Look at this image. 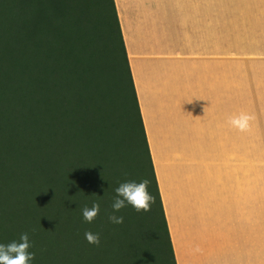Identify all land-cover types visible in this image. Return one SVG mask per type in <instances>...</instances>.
Masks as SVG:
<instances>
[{
    "label": "trees",
    "instance_id": "trees-1",
    "mask_svg": "<svg viewBox=\"0 0 264 264\" xmlns=\"http://www.w3.org/2000/svg\"><path fill=\"white\" fill-rule=\"evenodd\" d=\"M116 156L153 197L121 225ZM24 232L34 264H177L115 0H0V243Z\"/></svg>",
    "mask_w": 264,
    "mask_h": 264
},
{
    "label": "crops",
    "instance_id": "crops-1",
    "mask_svg": "<svg viewBox=\"0 0 264 264\" xmlns=\"http://www.w3.org/2000/svg\"><path fill=\"white\" fill-rule=\"evenodd\" d=\"M115 4L177 264H264V0Z\"/></svg>",
    "mask_w": 264,
    "mask_h": 264
},
{
    "label": "clouds",
    "instance_id": "clouds-1",
    "mask_svg": "<svg viewBox=\"0 0 264 264\" xmlns=\"http://www.w3.org/2000/svg\"><path fill=\"white\" fill-rule=\"evenodd\" d=\"M251 116L241 113L229 119V124L240 131H246L249 127ZM148 181L128 180L120 183L115 189L112 198L111 213L108 215V222L113 225L124 223V216L120 215L122 209L129 206L137 212L148 211L153 201V197L148 191ZM101 206L99 202H93L91 207H83L81 215L86 223H93L99 215ZM84 239L94 246H100L101 238L99 233L86 231ZM33 247L27 232L21 233L18 240H13L7 244L0 243V264H34L35 253L31 251Z\"/></svg>",
    "mask_w": 264,
    "mask_h": 264
},
{
    "label": "rangeland",
    "instance_id": "rangeland-1",
    "mask_svg": "<svg viewBox=\"0 0 264 264\" xmlns=\"http://www.w3.org/2000/svg\"><path fill=\"white\" fill-rule=\"evenodd\" d=\"M253 156H255L254 153H253ZM115 167H116L118 173L121 172V168L124 169L123 173H124V176L127 179V181L132 180V178H134V174L132 173V170L130 169V165L127 166L126 163L124 161H122V159L120 157L116 156Z\"/></svg>",
    "mask_w": 264,
    "mask_h": 264
}]
</instances>
